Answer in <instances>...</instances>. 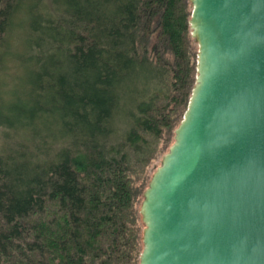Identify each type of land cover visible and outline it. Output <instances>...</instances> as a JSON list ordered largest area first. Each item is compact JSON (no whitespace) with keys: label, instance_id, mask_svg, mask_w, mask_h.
<instances>
[{"label":"trees","instance_id":"obj_1","mask_svg":"<svg viewBox=\"0 0 264 264\" xmlns=\"http://www.w3.org/2000/svg\"><path fill=\"white\" fill-rule=\"evenodd\" d=\"M191 14L0 0V264H139L144 174L196 81Z\"/></svg>","mask_w":264,"mask_h":264},{"label":"water","instance_id":"obj_2","mask_svg":"<svg viewBox=\"0 0 264 264\" xmlns=\"http://www.w3.org/2000/svg\"><path fill=\"white\" fill-rule=\"evenodd\" d=\"M197 75L140 207L139 264H264V0H191Z\"/></svg>","mask_w":264,"mask_h":264},{"label":"rangeland","instance_id":"obj_3","mask_svg":"<svg viewBox=\"0 0 264 264\" xmlns=\"http://www.w3.org/2000/svg\"><path fill=\"white\" fill-rule=\"evenodd\" d=\"M191 7H192V5H191ZM11 44L13 45L14 44V42H11ZM194 46H195V48H196V50H198V44H196V43H194ZM10 65H12V64H10ZM7 70H9V71H7V72H12V73H10V74H14V73H16L17 72V70H16V68H15V70L14 69H7ZM8 73V78H10V77H13V75L11 76L10 74ZM3 76V75H2ZM9 81V80H8ZM11 84L12 83H9V85L11 86ZM7 87V86H6ZM184 116V115H183ZM178 127V126H177ZM176 127V128H177ZM6 132V129H4V128H2V127H0V147L1 146H3V142L5 141V139H7V135H5L4 133ZM175 130H173V133L171 134V136H170V139L168 140V141H165V142H162V144H161V150H162V152L159 154V156L149 165V167H148V169L146 170V172H145V174H144V176H145V178H146V180H145V183H143V184H145V188L146 187H148V185H149V181H150V179H151V177H152V175H153V173L155 172V170L157 169V167L161 164V161H162V158H163V156H164V154L166 153V152H168V150H169V148H170V146L173 144V142H174V139H175ZM162 146H163V148H162ZM142 181H143V178H140V181L139 182H137L138 184H141L142 183ZM142 184V185H143ZM144 188V189H145ZM143 194H144V192H143ZM143 194H142V196H140V199H139V204L138 205H140L141 203H142V200H143Z\"/></svg>","mask_w":264,"mask_h":264}]
</instances>
